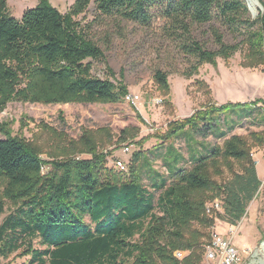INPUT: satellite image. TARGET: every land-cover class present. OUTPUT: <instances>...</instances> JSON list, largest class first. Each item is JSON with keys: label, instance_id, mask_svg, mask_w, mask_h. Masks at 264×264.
Masks as SVG:
<instances>
[{"label": "trees", "instance_id": "trees-1", "mask_svg": "<svg viewBox=\"0 0 264 264\" xmlns=\"http://www.w3.org/2000/svg\"><path fill=\"white\" fill-rule=\"evenodd\" d=\"M259 2L263 9L254 19L246 16L243 0H74L65 12L38 0L15 18L0 0V111L11 101L113 104L129 93L121 81L92 74V61L103 59L104 52L93 34L95 21L78 19L91 3L93 20L103 16L117 25H148L151 8L158 7L167 35L195 59L190 74L242 46L250 60L246 66H264V1ZM213 21L240 39L225 42L219 27H211L214 48L195 38L194 26ZM167 75L160 69L152 74L164 93ZM252 113L250 104L209 103L170 121L163 140L192 130L211 133L221 143L191 152L189 166L176 165L180 158L174 157L167 176L156 174L150 186L134 165L129 175L107 165L108 152L98 138L106 133L111 141L106 129H84L75 139L48 128L56 142L45 151L12 135L10 122L1 121L0 214L7 207L9 212L0 222V258L18 252L28 256L22 264H200L215 218L236 225L261 185L251 149L264 146V131L232 133ZM251 122L262 126L264 114ZM129 135L123 129L118 141ZM142 156L134 153L133 161ZM175 251L186 253L179 258Z\"/></svg>", "mask_w": 264, "mask_h": 264}, {"label": "rangeland", "instance_id": "rangeland-1", "mask_svg": "<svg viewBox=\"0 0 264 264\" xmlns=\"http://www.w3.org/2000/svg\"><path fill=\"white\" fill-rule=\"evenodd\" d=\"M59 11L68 10L74 0H49ZM248 5L245 0H243ZM264 1V0H263ZM38 0H6L7 11L15 18H20L25 9L33 7ZM158 7H152V18L148 25L137 22L122 21L117 25L112 19L98 17L95 20V7L91 3L86 11L78 16L82 22L95 21L92 24L93 34L104 52V58L92 61V74L109 78L114 83H124L129 94L136 95L133 101L125 97L117 103H62L41 104L11 101L0 111V122L9 121L12 135L24 137L49 150L56 142L49 131L52 128L67 137L77 138L84 129L96 131L106 129L112 136L107 140L106 133L98 135L100 148L108 152L107 165L119 169L117 162L124 165V173L129 175L132 165L139 173L141 181L150 186L159 174L167 176L169 162L179 157L176 165L189 166L191 152L202 151L204 147L217 140L211 133L206 136L184 130L170 139L163 140L170 121L190 116L193 112L211 103L219 106L227 103L253 105L252 117L232 130V133L247 135L251 130H263L254 126L264 114L255 107L263 106L264 101V66H246L249 59L245 56L246 48L241 47L230 57H217L216 63H202L196 72L190 73L195 64L193 57L184 56L177 47V42L167 35L164 26L166 20L158 13ZM263 9L256 6L253 12L248 8L247 17L254 19ZM211 27H219L224 41L233 43L240 39L231 35L219 22L194 26V36L209 48L215 45L211 36ZM155 69L167 72L169 90L162 92L154 83L152 74ZM110 71L112 74H110ZM256 105L252 104L255 103ZM224 128L225 123H221ZM128 134L124 141H118L121 131ZM4 136L0 133V138ZM127 146V149L125 148ZM143 155L137 162L133 154ZM264 146L251 149L256 161V170L261 179L257 195L249 203L246 213L236 225L215 218L211 233L227 234L235 231L234 244L239 249L246 263L255 261L261 253V242L264 241ZM46 158V154H41ZM80 157H89L80 155ZM176 162V161H175ZM174 162V163H175ZM120 170V169H119ZM228 175L225 172V176ZM219 179V178H218ZM157 195V193H156ZM215 203V202H214ZM213 203H208V207ZM9 212V208L0 214V222ZM34 246L40 247L39 240ZM257 252V257L253 254ZM186 252H182V256ZM28 256L18 252L8 258H0V264H22ZM200 264H207L203 259Z\"/></svg>", "mask_w": 264, "mask_h": 264}, {"label": "built area", "instance_id": "built-area-1", "mask_svg": "<svg viewBox=\"0 0 264 264\" xmlns=\"http://www.w3.org/2000/svg\"><path fill=\"white\" fill-rule=\"evenodd\" d=\"M125 98L133 101V99L136 98V95L134 96L128 93ZM125 148L127 149V146H125ZM117 166H119V169L121 170L124 169V165L120 161L117 162ZM214 206L216 208L219 207L217 202L214 203ZM234 235L235 231L233 229L225 235L212 233L211 240L204 249V259L207 264H247L242 257L241 252L234 244ZM175 255L181 258L182 252L175 251ZM255 262L258 264H264V253L260 254V256L255 259Z\"/></svg>", "mask_w": 264, "mask_h": 264}, {"label": "water", "instance_id": "water-1", "mask_svg": "<svg viewBox=\"0 0 264 264\" xmlns=\"http://www.w3.org/2000/svg\"><path fill=\"white\" fill-rule=\"evenodd\" d=\"M246 1V0H245ZM247 3V2H246ZM254 4L256 6H260L259 0H254ZM248 8L253 12V9L250 7V5L247 3ZM254 13V12H253ZM261 246L263 247V253H264V241L261 242ZM253 257H257V252L253 254ZM247 264H253V261L248 262Z\"/></svg>", "mask_w": 264, "mask_h": 264}, {"label": "bare ground", "instance_id": "bare-ground-1", "mask_svg": "<svg viewBox=\"0 0 264 264\" xmlns=\"http://www.w3.org/2000/svg\"><path fill=\"white\" fill-rule=\"evenodd\" d=\"M246 2L250 5V7L255 10L256 8V5L254 4V0H246ZM260 254H263V247L261 246V253ZM253 264H258L254 261Z\"/></svg>", "mask_w": 264, "mask_h": 264}, {"label": "crops", "instance_id": "crops-1", "mask_svg": "<svg viewBox=\"0 0 264 264\" xmlns=\"http://www.w3.org/2000/svg\"><path fill=\"white\" fill-rule=\"evenodd\" d=\"M264 159V158H263ZM255 160V159H254ZM256 162V161H255ZM256 164V163H255ZM257 171V170H256ZM257 175H258V177H259V174H258V172H257ZM260 178V177H259Z\"/></svg>", "mask_w": 264, "mask_h": 264}]
</instances>
